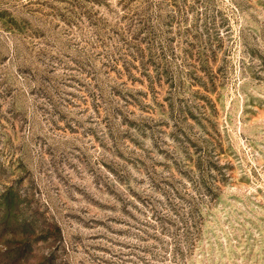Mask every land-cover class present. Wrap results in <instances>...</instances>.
Masks as SVG:
<instances>
[{
  "label": "rangeland",
  "instance_id": "374dc122",
  "mask_svg": "<svg viewBox=\"0 0 264 264\" xmlns=\"http://www.w3.org/2000/svg\"><path fill=\"white\" fill-rule=\"evenodd\" d=\"M0 264H264V0H0Z\"/></svg>",
  "mask_w": 264,
  "mask_h": 264
}]
</instances>
